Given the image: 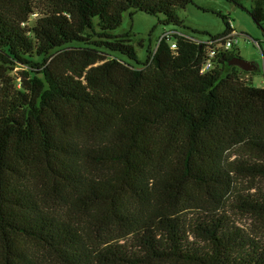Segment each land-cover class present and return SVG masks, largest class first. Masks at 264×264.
Listing matches in <instances>:
<instances>
[{
    "label": "trees",
    "instance_id": "trees-1",
    "mask_svg": "<svg viewBox=\"0 0 264 264\" xmlns=\"http://www.w3.org/2000/svg\"><path fill=\"white\" fill-rule=\"evenodd\" d=\"M191 3L0 0V264H264L226 210L264 218V86L237 46L201 72L230 25L180 31ZM138 10L175 32L143 61L114 33Z\"/></svg>",
    "mask_w": 264,
    "mask_h": 264
},
{
    "label": "rangeland",
    "instance_id": "rangeland-1",
    "mask_svg": "<svg viewBox=\"0 0 264 264\" xmlns=\"http://www.w3.org/2000/svg\"><path fill=\"white\" fill-rule=\"evenodd\" d=\"M252 0H242L243 7L228 0H193L179 15L182 18L185 27L179 28L180 31L198 39H205L206 34L215 35L225 29L221 16H225L233 24L234 30L238 33L237 48L242 58L251 62L253 68L245 71L240 69V76L249 79L256 87L264 86V26L263 28L253 21L247 9L250 8ZM162 15L147 14L142 11H136L132 18L124 14L122 25L114 33L121 34L131 31L133 44H135L140 60H144L147 47L154 50L159 39L171 30V26H165L159 23ZM195 30V31H194ZM143 47L138 46V42ZM236 65V64H235ZM14 70L10 73L13 77L15 71L22 70V67L15 64ZM229 67H225L227 72ZM237 183L242 179L236 178ZM253 186L254 188H249ZM242 190L247 193L264 192V179L258 178L254 181H243L240 184ZM238 226L247 234L264 238V218H259L250 214H242L240 211L232 210L226 207ZM172 264V263H165Z\"/></svg>",
    "mask_w": 264,
    "mask_h": 264
},
{
    "label": "built area",
    "instance_id": "built-area-1",
    "mask_svg": "<svg viewBox=\"0 0 264 264\" xmlns=\"http://www.w3.org/2000/svg\"><path fill=\"white\" fill-rule=\"evenodd\" d=\"M229 25H230V30H229L228 35L224 38V40L221 43L216 44L214 47L208 49L207 57L201 66V72H205V71L212 69V67L214 65L213 59H215V55L217 53L218 48H223L224 50H230V49L234 48L235 46H237L238 33L234 30L233 24L230 20H229ZM172 33H175V32H173V31H170V33L167 32L161 38L164 37L166 39H169V38H171ZM171 47L175 48L174 41H172ZM263 69H264V67H263Z\"/></svg>",
    "mask_w": 264,
    "mask_h": 264
},
{
    "label": "water",
    "instance_id": "water-1",
    "mask_svg": "<svg viewBox=\"0 0 264 264\" xmlns=\"http://www.w3.org/2000/svg\"><path fill=\"white\" fill-rule=\"evenodd\" d=\"M230 63L236 64L237 66H239L241 69L245 71L251 70V68H253L252 63L242 57L234 58Z\"/></svg>",
    "mask_w": 264,
    "mask_h": 264
},
{
    "label": "crops",
    "instance_id": "crops-1",
    "mask_svg": "<svg viewBox=\"0 0 264 264\" xmlns=\"http://www.w3.org/2000/svg\"><path fill=\"white\" fill-rule=\"evenodd\" d=\"M263 55H264V52H263Z\"/></svg>",
    "mask_w": 264,
    "mask_h": 264
}]
</instances>
